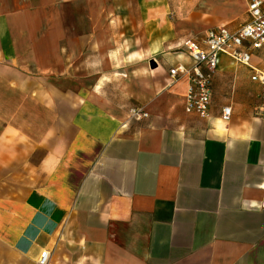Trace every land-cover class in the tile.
Returning a JSON list of instances; mask_svg holds the SVG:
<instances>
[{
  "label": "crops",
  "instance_id": "crops-1",
  "mask_svg": "<svg viewBox=\"0 0 264 264\" xmlns=\"http://www.w3.org/2000/svg\"><path fill=\"white\" fill-rule=\"evenodd\" d=\"M246 20L247 0H0V264H264V48L218 55L206 117L169 75Z\"/></svg>",
  "mask_w": 264,
  "mask_h": 264
},
{
  "label": "built area",
  "instance_id": "built-area-1",
  "mask_svg": "<svg viewBox=\"0 0 264 264\" xmlns=\"http://www.w3.org/2000/svg\"><path fill=\"white\" fill-rule=\"evenodd\" d=\"M187 54L192 61L190 67L178 64L169 69L171 79L176 80L186 76L188 86L184 95V110L200 117L208 115L211 99V77L216 70L219 54H224L236 63L250 65L252 54L264 48V0H247V20L235 31L226 27L209 28L199 42L187 40ZM250 79L258 82L260 93L264 95V67L254 72ZM231 108H222L221 119L228 121ZM130 119H144L148 113L139 105L128 110ZM264 208V201L261 203ZM49 252L41 251L37 263L47 264Z\"/></svg>",
  "mask_w": 264,
  "mask_h": 264
}]
</instances>
